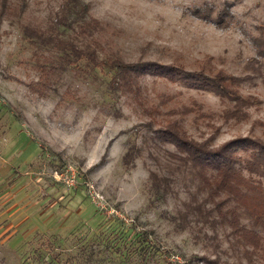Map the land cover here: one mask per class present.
<instances>
[{
	"label": "rangeland",
	"instance_id": "1",
	"mask_svg": "<svg viewBox=\"0 0 264 264\" xmlns=\"http://www.w3.org/2000/svg\"><path fill=\"white\" fill-rule=\"evenodd\" d=\"M7 2L0 15V264H203L198 258L215 255L230 264H264V254L231 246L228 228L217 226L215 249L208 227L179 226L182 203L198 185L166 159L164 150L174 147L112 85V69L85 60L66 65L53 46L58 37L93 48L103 61L186 71L211 56L214 67L242 80L247 102L149 75L141 78L143 96L150 104L163 96L162 109L197 141L211 137L217 146L249 135L264 142V61L252 43L264 33V0ZM209 8L221 17H202ZM92 20L97 26L80 32ZM235 108L249 118H229ZM133 145L142 155L125 166L122 156ZM148 168L180 173L166 200H154ZM243 173L264 186L259 173Z\"/></svg>",
	"mask_w": 264,
	"mask_h": 264
},
{
	"label": "trees",
	"instance_id": "2",
	"mask_svg": "<svg viewBox=\"0 0 264 264\" xmlns=\"http://www.w3.org/2000/svg\"><path fill=\"white\" fill-rule=\"evenodd\" d=\"M8 0H0V15L10 9ZM24 4L20 7L23 10ZM82 12L88 10L84 6ZM13 12V11H12ZM199 14V12H196ZM202 17L213 19L221 17L216 13L211 16V9L202 12ZM62 24H65L62 22ZM88 26L96 27L97 21L86 22L79 26L80 32L86 33ZM36 37L41 35L32 30ZM42 41L51 39L42 37ZM34 43V41H31ZM255 54L264 61V33H260L252 40ZM53 46L60 52L62 61L66 65L75 66L78 60H85L93 68L103 69L108 66L113 70L111 83L118 88L121 94L139 105V108L148 116L147 126L157 125L154 129L157 137L171 144L173 150H164L168 161L175 165V170L183 168L191 180L198 185V193H190V201H184L183 210L178 212V224L182 228L192 222L199 231L208 227L212 231V244L217 242V226L228 228V238L231 246H242L244 254H264L260 231L264 230V186L260 182L246 176L243 171L260 174L264 178V142L255 136H237L217 146H212L209 137L202 141L191 138L177 118L164 111L163 96L157 95V102L150 104L148 97H144V86L141 78L159 76L164 79L186 84L189 87L212 92L220 97L236 103H245L248 100L241 97L239 77L227 72L224 68H216L211 64V56L206 60L197 61L195 70L186 71L173 64H159L157 62H124L119 57L103 61L99 59L94 49L86 46L79 47L73 40L53 39ZM252 61H257L256 58ZM43 72L46 73L45 69ZM241 106V105H240ZM174 115V113L172 114ZM229 118L237 121L247 120L248 115L239 108L228 111ZM226 117V116H225ZM245 154L242 157L240 154ZM142 155L137 146H130L122 156L125 166L131 164ZM150 158L157 160L156 157ZM102 160H100L101 162ZM173 170L160 173L148 168L149 191L156 201H164L173 193V185L177 184L178 175ZM245 219V221H243ZM184 225V226H183ZM185 229V227H184ZM206 235V234H205ZM219 246H214L217 249ZM250 250V251H249ZM215 254V253H214ZM264 259V256H263ZM203 264H230L220 261V257L198 258ZM241 264V263H239Z\"/></svg>",
	"mask_w": 264,
	"mask_h": 264
},
{
	"label": "built area",
	"instance_id": "3",
	"mask_svg": "<svg viewBox=\"0 0 264 264\" xmlns=\"http://www.w3.org/2000/svg\"><path fill=\"white\" fill-rule=\"evenodd\" d=\"M68 184L72 182L71 178L66 181Z\"/></svg>",
	"mask_w": 264,
	"mask_h": 264
}]
</instances>
